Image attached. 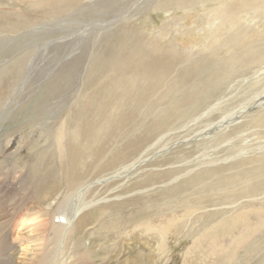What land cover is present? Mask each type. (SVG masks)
Listing matches in <instances>:
<instances>
[{
  "label": "rangeland",
  "instance_id": "374dc122",
  "mask_svg": "<svg viewBox=\"0 0 264 264\" xmlns=\"http://www.w3.org/2000/svg\"><path fill=\"white\" fill-rule=\"evenodd\" d=\"M6 143L92 264H264V0H0Z\"/></svg>",
  "mask_w": 264,
  "mask_h": 264
},
{
  "label": "bare ground",
  "instance_id": "6f19581e",
  "mask_svg": "<svg viewBox=\"0 0 264 264\" xmlns=\"http://www.w3.org/2000/svg\"><path fill=\"white\" fill-rule=\"evenodd\" d=\"M14 145H3L0 151V264H92L89 252L75 240L77 217L88 208L86 193L68 197L55 213L52 205L42 210L29 171L8 169ZM135 164L118 176H129Z\"/></svg>",
  "mask_w": 264,
  "mask_h": 264
}]
</instances>
